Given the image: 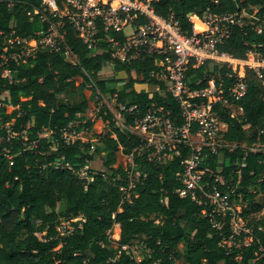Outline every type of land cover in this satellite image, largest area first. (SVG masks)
Wrapping results in <instances>:
<instances>
[{"label": "trees", "instance_id": "1", "mask_svg": "<svg viewBox=\"0 0 264 264\" xmlns=\"http://www.w3.org/2000/svg\"><path fill=\"white\" fill-rule=\"evenodd\" d=\"M10 3L0 0V53L12 32L17 37L43 35L59 21L49 15L43 0ZM153 5L162 16L174 14L188 34L190 13L201 19L210 14H254L261 30L254 29L255 18L247 19L254 24L243 27L229 22L230 34L218 49L239 59L256 49L264 58V0H155ZM62 23L60 50L41 48L19 64L12 62V82L0 76V264H136L132 251L123 249L136 240L144 253L140 264H176L181 258L185 264H264V203L258 201L264 195V150L253 147L264 144V68L258 74L246 67L247 92L239 99L229 96L236 77L226 65L204 63L186 74L192 88L206 86L210 77L224 81L227 99L242 110L234 115L231 108L216 104L227 124V145L217 154L205 150L202 164L213 171L204 175L210 183L206 189L216 185L240 205L250 229L228 245L224 241L231 238L230 216L226 214L218 230L209 217L214 207L202 191L197 190V199L177 192L183 185L181 161L190 149L181 146L180 155L164 164L134 151L142 140L128 127L151 110L152 103L165 106L182 123L178 101L164 82L150 75L158 68V57L119 60L112 56V44L124 41V32L101 29L90 49L67 19ZM68 51L74 60L67 58ZM105 62L113 65L112 78L101 77ZM199 79L203 82L196 85ZM96 96L115 100L126 128L103 103L100 112L108 124L98 141L104 144L110 172L87 168L83 176L81 169L95 160L99 149L92 151V143L80 139L67 143L63 131L71 124L79 131L94 127L87 113ZM45 131L49 134L42 136ZM120 150L133 153L134 170L141 174L132 188L129 168L114 167ZM213 174L223 176L224 182L215 181ZM78 216L83 220L73 222L75 229L62 235V220ZM116 224L118 246L111 237Z\"/></svg>", "mask_w": 264, "mask_h": 264}, {"label": "built area", "instance_id": "2", "mask_svg": "<svg viewBox=\"0 0 264 264\" xmlns=\"http://www.w3.org/2000/svg\"><path fill=\"white\" fill-rule=\"evenodd\" d=\"M13 1L10 0V5ZM154 1L62 0L59 3L57 0H43L49 15L58 16L59 21L56 24L53 23L48 32L43 35L38 32V36L34 37H17L13 36L14 32H12L6 38L0 53V68H2L0 76L12 82L14 71H16L10 67L12 62L19 64L26 57L35 55L41 48L60 50L63 41L60 28L64 19H67L90 49L95 48L101 29L124 32V41H115L112 44V56L122 61L141 57H158V68L153 69L150 75L165 83L167 91L178 101L182 117V123H179L173 117L171 110L156 102L152 103L151 110L137 116L134 123L128 127L142 140L134 151L145 153L150 161L164 164L180 155L181 146L188 147L190 151L181 161L184 167L180 177L183 185L177 189V192L183 197L197 199V190L202 191L210 205L214 207L209 217L218 230L223 229L224 220L228 214L231 238L224 241V244L231 245L236 236H239L241 232H250V229L246 227L245 220L241 216L240 205L232 201L216 185L210 190L206 189L210 183L203 180L204 175L206 172L213 173V171L203 167L202 164L206 157L205 150L217 154L220 148L227 145L224 137L227 124L220 118L215 108L216 104L234 105L225 95L224 81L210 77L206 81V86L192 88L186 74L190 67H199L204 63H215L220 67L226 65L235 72L236 77L234 85L229 88V96L232 99L243 97L247 92V84L244 80L246 67L253 68L260 74L261 69L264 68V58L256 49L249 50L247 59L235 58L227 52L220 51L218 44L229 36V22L243 27L250 22L254 24L253 21L247 22V19L255 18L257 24L254 29L261 30L262 26L254 14H248L245 11L225 15L210 14L206 19L190 13L192 31L188 34L182 30L174 14L169 16L158 14L153 5ZM35 12L39 13L38 10ZM41 17L44 20L48 18L45 13L41 14ZM141 17L145 20H140ZM67 58L74 60L70 51L67 52ZM233 62L244 63L243 73L234 68ZM230 76L233 75L230 74ZM202 82L203 79H199L196 85ZM133 109L134 106L130 108V110ZM239 109L242 111L241 108ZM84 130L79 131L74 124H71L64 129L63 137L67 143H73L76 140H82L81 132ZM48 134L45 131L41 135ZM131 156L133 158V153ZM134 166L133 161L128 170L129 188L135 186V183L140 180L141 174L134 170ZM87 168L88 166L81 169L83 176L87 175ZM213 175L215 181L224 182L223 176ZM129 196L130 194L127 193L128 198ZM58 228L62 235H67L75 229V226L72 220H62ZM246 242L248 243L249 239ZM123 249H130L136 264H140L142 258L135 256L132 244L123 246Z\"/></svg>", "mask_w": 264, "mask_h": 264}, {"label": "rangeland", "instance_id": "3", "mask_svg": "<svg viewBox=\"0 0 264 264\" xmlns=\"http://www.w3.org/2000/svg\"><path fill=\"white\" fill-rule=\"evenodd\" d=\"M234 63V62H233ZM104 68H102L101 71V77L103 78H110L114 76V69L113 65H111L108 62L104 63ZM234 68L240 73H243L244 70V63L243 62H235L233 64ZM113 70V71H112ZM88 95L91 94L90 91L87 92ZM2 97H6L7 93L3 92L1 94ZM105 103L107 107L112 111V113L115 116V119L117 120V124L120 125L122 128H126L125 119L123 118L122 114L116 107L115 100H109L107 98H99L96 96L93 99H90V108L87 113V116L91 118L92 121H94V127L90 130H84L81 132V136L84 141H88L92 143V151L97 147L99 150L96 153L95 160L91 161L88 165V168L94 169V170H102L105 172H110V169L105 166L106 161V151L104 149V144L98 141V134L100 132H105L107 130L106 125L108 124V121H104L103 115H101V107L102 104ZM228 108H231V112L234 115L240 114V109L236 106H230L227 105ZM255 149L264 150V144H256L253 146ZM133 162V158L130 154L120 150L117 153V160L114 167L123 166L124 168H129ZM258 201L264 203V195L258 198ZM82 217H74V218H65L63 220H69L73 222L81 221ZM111 237L114 240L113 244L115 246H118L117 240L120 238V228L119 225L116 224L114 226V229L111 232ZM133 249L135 250V256L142 258L144 253L141 248V244L136 240L132 243ZM139 246V247H136ZM181 248H183V244H181ZM176 264H185V261L183 258L179 259Z\"/></svg>", "mask_w": 264, "mask_h": 264}, {"label": "crops", "instance_id": "4", "mask_svg": "<svg viewBox=\"0 0 264 264\" xmlns=\"http://www.w3.org/2000/svg\"><path fill=\"white\" fill-rule=\"evenodd\" d=\"M105 66V65H104ZM104 66H103V68H104ZM102 71V70H101ZM113 71V70H112ZM101 73V72H100ZM110 78H112V77H110ZM81 139L83 140V138H82V136H81ZM84 141V140H83ZM88 142V141H87Z\"/></svg>", "mask_w": 264, "mask_h": 264}]
</instances>
